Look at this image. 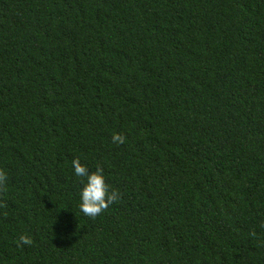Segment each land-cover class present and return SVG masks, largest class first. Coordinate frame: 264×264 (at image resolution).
I'll return each instance as SVG.
<instances>
[{
  "label": "trees",
  "instance_id": "1",
  "mask_svg": "<svg viewBox=\"0 0 264 264\" xmlns=\"http://www.w3.org/2000/svg\"><path fill=\"white\" fill-rule=\"evenodd\" d=\"M0 169V264H264V0H0Z\"/></svg>",
  "mask_w": 264,
  "mask_h": 264
},
{
  "label": "clouds",
  "instance_id": "2",
  "mask_svg": "<svg viewBox=\"0 0 264 264\" xmlns=\"http://www.w3.org/2000/svg\"><path fill=\"white\" fill-rule=\"evenodd\" d=\"M112 140L114 143H121L123 137L114 134ZM72 169L73 174L81 178L83 185L79 190L78 207L84 215L95 217L118 198L119 194L115 190L109 191L102 169L97 168L90 172L79 158L72 160ZM6 178V173L0 169V183H3Z\"/></svg>",
  "mask_w": 264,
  "mask_h": 264
}]
</instances>
